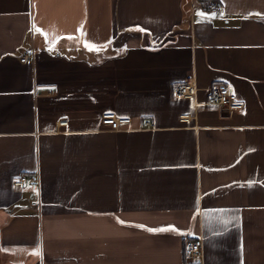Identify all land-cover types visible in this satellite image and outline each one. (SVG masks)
Segmentation results:
<instances>
[{"label":"crops","instance_id":"crops-1","mask_svg":"<svg viewBox=\"0 0 264 264\" xmlns=\"http://www.w3.org/2000/svg\"><path fill=\"white\" fill-rule=\"evenodd\" d=\"M208 1L0 0V264H264V0Z\"/></svg>","mask_w":264,"mask_h":264},{"label":"built area","instance_id":"built-area-1","mask_svg":"<svg viewBox=\"0 0 264 264\" xmlns=\"http://www.w3.org/2000/svg\"><path fill=\"white\" fill-rule=\"evenodd\" d=\"M207 7L210 11L220 12L222 3L218 0H210L207 2ZM29 59L28 55H24L21 60ZM211 96L209 103L219 107L220 109L231 111L243 108V103L238 100L236 92L227 84L214 83L210 86ZM197 92V86L192 78L185 79L180 83L174 84L172 87V94L176 98L191 99L194 98ZM192 115L189 113H181L179 115L180 121L186 122L191 120ZM102 122L109 124L114 130L121 127L122 124H127L131 121V117H120L115 112H104L101 116ZM67 120H61L60 124H66ZM31 182H38L37 177H30L27 175H19L13 183L22 188L28 186ZM185 258L188 262H197L202 255V240L201 238H186L184 243Z\"/></svg>","mask_w":264,"mask_h":264},{"label":"snow or ice","instance_id":"snow-or-ice-1","mask_svg":"<svg viewBox=\"0 0 264 264\" xmlns=\"http://www.w3.org/2000/svg\"><path fill=\"white\" fill-rule=\"evenodd\" d=\"M198 15H203V14L198 13ZM250 15H261V14H259V13H251ZM33 28H34L36 31H38V32L41 31L40 29L35 28V25L33 26ZM137 30L143 31V29H137ZM77 31L82 33V26H81V28L78 29ZM42 34H44L46 37H47L48 35H50V34H47V33H42ZM69 38H71V37H69ZM55 39H56V37H55V36H52V40H53V42L55 41ZM85 47L88 48L89 50H99L98 46L92 45V44L87 43V42L85 43ZM121 223H122V222H121ZM139 227H143V226H139ZM146 230H147V231H150V232L178 231L174 226H168V227H166V228H158V229H146ZM32 254H33V255H39V252H38V251H34Z\"/></svg>","mask_w":264,"mask_h":264}]
</instances>
